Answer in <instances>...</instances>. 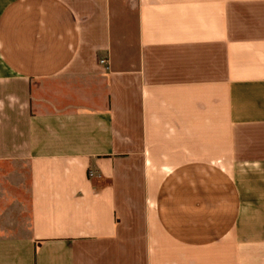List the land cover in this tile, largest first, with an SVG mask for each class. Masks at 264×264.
<instances>
[{
	"label": "crops",
	"instance_id": "crops-1",
	"mask_svg": "<svg viewBox=\"0 0 264 264\" xmlns=\"http://www.w3.org/2000/svg\"><path fill=\"white\" fill-rule=\"evenodd\" d=\"M0 264H264V0H0Z\"/></svg>",
	"mask_w": 264,
	"mask_h": 264
},
{
	"label": "built area",
	"instance_id": "built-area-1",
	"mask_svg": "<svg viewBox=\"0 0 264 264\" xmlns=\"http://www.w3.org/2000/svg\"><path fill=\"white\" fill-rule=\"evenodd\" d=\"M102 63H105V61H104V60H102L101 64H102Z\"/></svg>",
	"mask_w": 264,
	"mask_h": 264
}]
</instances>
